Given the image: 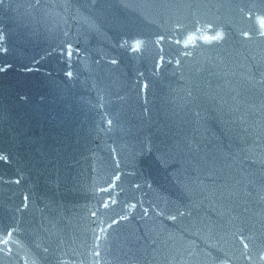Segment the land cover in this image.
Listing matches in <instances>:
<instances>
[{"label":"water","instance_id":"1","mask_svg":"<svg viewBox=\"0 0 264 264\" xmlns=\"http://www.w3.org/2000/svg\"><path fill=\"white\" fill-rule=\"evenodd\" d=\"M0 264H264V0H0Z\"/></svg>","mask_w":264,"mask_h":264}]
</instances>
